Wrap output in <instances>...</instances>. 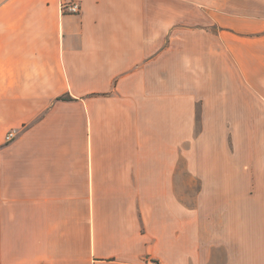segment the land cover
I'll list each match as a JSON object with an SVG mask.
<instances>
[{
    "label": "crops",
    "instance_id": "obj_1",
    "mask_svg": "<svg viewBox=\"0 0 264 264\" xmlns=\"http://www.w3.org/2000/svg\"><path fill=\"white\" fill-rule=\"evenodd\" d=\"M150 260L264 264V0H0V264Z\"/></svg>",
    "mask_w": 264,
    "mask_h": 264
},
{
    "label": "built area",
    "instance_id": "obj_2",
    "mask_svg": "<svg viewBox=\"0 0 264 264\" xmlns=\"http://www.w3.org/2000/svg\"><path fill=\"white\" fill-rule=\"evenodd\" d=\"M60 10L63 14H78L80 12V5L76 2H61L60 4ZM16 135L15 130L9 131L6 136L5 140L11 141ZM145 264H162L159 261L156 260H150L145 262Z\"/></svg>",
    "mask_w": 264,
    "mask_h": 264
},
{
    "label": "rangeland",
    "instance_id": "obj_3",
    "mask_svg": "<svg viewBox=\"0 0 264 264\" xmlns=\"http://www.w3.org/2000/svg\"><path fill=\"white\" fill-rule=\"evenodd\" d=\"M193 190H195V187L193 188ZM193 193H194V191H192V192L190 191V192H189V194H193Z\"/></svg>",
    "mask_w": 264,
    "mask_h": 264
},
{
    "label": "trees",
    "instance_id": "obj_4",
    "mask_svg": "<svg viewBox=\"0 0 264 264\" xmlns=\"http://www.w3.org/2000/svg\"><path fill=\"white\" fill-rule=\"evenodd\" d=\"M64 98H66V97H63L62 99H64ZM68 98V97H67Z\"/></svg>",
    "mask_w": 264,
    "mask_h": 264
}]
</instances>
